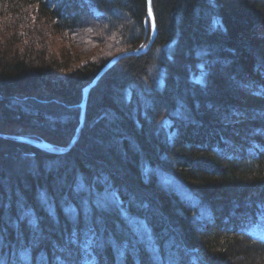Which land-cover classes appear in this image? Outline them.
Masks as SVG:
<instances>
[{
  "label": "trees",
  "instance_id": "1",
  "mask_svg": "<svg viewBox=\"0 0 264 264\" xmlns=\"http://www.w3.org/2000/svg\"><path fill=\"white\" fill-rule=\"evenodd\" d=\"M152 7L156 39L92 86L70 150L0 138V264H264V0ZM32 14L71 46L23 45ZM5 15L0 127L60 145L83 88L150 36L147 0H0ZM88 41L104 54L75 65Z\"/></svg>",
  "mask_w": 264,
  "mask_h": 264
},
{
  "label": "water",
  "instance_id": "2",
  "mask_svg": "<svg viewBox=\"0 0 264 264\" xmlns=\"http://www.w3.org/2000/svg\"><path fill=\"white\" fill-rule=\"evenodd\" d=\"M150 25V36L146 43L141 44L139 47L127 51L120 52L114 55L94 76V78L83 88L82 100L80 103V119L79 125L76 128V132L71 138L70 142L66 145H57L47 140L33 138L30 136H25L22 134H3L0 133V138L24 142L35 147L41 148L43 150L53 152V153H63L70 150L77 141L79 130L84 122L85 118V111L86 105L88 101L89 91L94 86L100 77L114 64H116L122 58L131 56V55H138L141 53L146 52L151 45L153 44L154 40L156 39L157 35V25L155 21V15L152 7V0H147V16H146V26Z\"/></svg>",
  "mask_w": 264,
  "mask_h": 264
},
{
  "label": "rangeland",
  "instance_id": "3",
  "mask_svg": "<svg viewBox=\"0 0 264 264\" xmlns=\"http://www.w3.org/2000/svg\"><path fill=\"white\" fill-rule=\"evenodd\" d=\"M28 19H30V26L27 28V22ZM25 20V25L24 26V30L25 31H29L30 33H32L33 35H27L24 34L26 37L22 39V43L23 45H35L34 48L36 49H44V50H48V52H56L59 49L62 48H67L68 46H71V41L70 38H67V36H63L61 34H55L54 32L51 31V27L50 25L45 22L44 20H41L40 23L35 24L34 23V18H33V14L29 16V18ZM9 23H12L11 26H14V22L12 21L11 17L9 15H5L2 16V22L0 24V32H5V28L8 26ZM33 24H35L33 26ZM32 25V26H31ZM22 29V28H21ZM25 33V32H23ZM97 35H95L96 37ZM69 39V40H68ZM87 43H89V47L86 48L89 50L88 52L86 50H84V47L81 43L79 44H75L73 45V49L76 51V56H74V59H77L75 61V65H77L78 63H80L82 60H87L91 57L92 53H101L104 54V52H102V46L99 47L100 45H97V43L95 42H91L88 41ZM44 44V45H43ZM43 45V46H42ZM41 49V50H42ZM57 53V52H56ZM0 133L3 134H15V133H9L6 132L2 129V127H0ZM25 135V134H22ZM27 136V135H25ZM60 145V144H57ZM104 201V200H102ZM139 228V226H138ZM143 228V226H142Z\"/></svg>",
  "mask_w": 264,
  "mask_h": 264
}]
</instances>
